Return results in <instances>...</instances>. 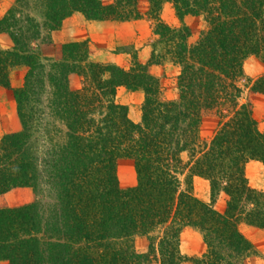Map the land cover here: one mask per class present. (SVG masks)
<instances>
[{"label":"trees","instance_id":"1","mask_svg":"<svg viewBox=\"0 0 264 264\" xmlns=\"http://www.w3.org/2000/svg\"><path fill=\"white\" fill-rule=\"evenodd\" d=\"M141 1L43 0L45 25L56 31L76 13L98 22L137 21ZM146 1L165 47L161 57L154 52L151 64L170 61L182 69L176 101L163 100L158 80L138 61L131 70L91 62L85 41L62 45L56 61L44 59L34 47L42 31L31 19L24 27L16 8L0 18V34H10L14 43L11 50L0 47V86L12 90L22 123L21 131L0 141V261L42 263L40 240H66L69 264H246L256 254L241 225L264 230V191L246 175L249 162L264 164V133L251 103L240 99L241 83L248 81L246 59L258 56L264 64V0ZM166 4L181 21L203 17L208 30L192 43L191 28L162 21ZM21 65L28 67L24 85L12 89L10 72ZM73 74L83 79L79 90L69 86ZM120 87L144 90L140 123L117 102ZM253 91L264 95V75ZM204 114L222 124L202 148ZM120 159L134 162L133 188L120 187ZM194 177L210 182L212 203L195 196ZM39 186L51 187L46 190L56 194L57 208L48 212L39 196L18 209L4 205L11 189L31 187L41 196ZM221 193L228 197L224 212L214 207ZM50 219L60 228L51 227ZM187 227L203 237L201 257L181 254ZM138 237L148 238L147 253L136 249Z\"/></svg>","mask_w":264,"mask_h":264},{"label":"rangeland","instance_id":"2","mask_svg":"<svg viewBox=\"0 0 264 264\" xmlns=\"http://www.w3.org/2000/svg\"><path fill=\"white\" fill-rule=\"evenodd\" d=\"M102 1L105 3L108 2V0ZM14 8L19 10L17 19L19 22H21V24L24 23V27L27 25V28H29L32 23V26L36 25L42 31L41 40H39V42H36L34 44V47L35 50L44 59L56 61L59 58V52L62 45L85 41L89 46V61L101 64L115 65L125 70H131V68L134 66V63L138 61L141 65L148 66L149 73L158 80L160 87L159 90L163 100L176 101L179 99V77L182 72L181 67L170 61H164L161 65L151 64L150 62L154 52H157L156 54L160 55L161 57V55L164 54L165 47L163 46V44L158 43L160 37L154 33L156 23L152 19H150L147 14L149 10V3L146 0H142L140 2V11L142 13V18L137 21L98 22L88 20L79 13L74 14L72 17L66 19L63 22L60 29L53 31L61 34L59 35V41L61 42V44H54V48L49 56H44L39 49L41 45H47L52 40L51 37L53 32H50L45 25V13L47 12L45 11L46 2H43V0H0V18H3L9 10H12ZM28 19H31V23L28 22ZM161 19L162 21H164V23L172 28L180 27L182 23L191 28L194 33L193 37L190 40L192 43L198 41L201 32L208 30V24L203 17L187 16L183 19V21H181L171 4L164 5L161 12ZM64 29L65 32L63 33ZM68 32L70 33L69 35H71V37H69ZM3 34L8 36L13 43L10 34L2 33L0 34V36H2ZM65 34H67L66 37H64ZM73 35L75 36L72 38ZM63 38H69L70 41H64ZM115 43L125 45L116 46L113 49H109L106 46ZM1 44H4V42L0 43V47L3 50H11L14 47L13 43L11 49H4ZM140 51L141 53L145 52L143 54L145 55V58H147L145 62H142V59H140ZM114 54L120 55L121 57L118 63H114L112 61V55ZM50 63L51 62H49L48 65ZM25 67L27 68L28 72V67ZM244 72L248 78V81H243L241 83L242 96L240 99V103H251L253 118L257 123L259 131L264 133V95L253 91L254 82L262 75H264V64L258 56H249L244 63ZM82 82L83 79L75 74L71 75L69 78V86L72 90L81 89ZM134 92L136 93L131 97V91L127 90L124 87H120L117 92L116 100L119 104L128 107L129 116L135 123H140L142 120V107L146 100V94L142 89ZM221 124L222 120H220L218 117L208 114L203 115L199 132L201 140L200 145L202 146V148L209 146L213 137L221 127ZM182 159L186 164H189V153L184 152L182 154ZM191 166L192 165L188 166L183 179H185L186 176L190 174ZM246 175L250 185L253 188L264 191L263 163L257 161L249 162L246 166ZM117 176L120 187L124 190L133 188L138 183V176L135 170L134 162L132 160L120 159L118 161ZM46 188L51 187H38L37 191L40 190L41 196L40 193L39 195L36 194V191L31 187L11 189L4 196V205L10 209H18L22 206L34 203L37 199V196H39V200L41 201L42 205H44L45 209L50 212V210L57 208L56 204L58 202L56 194L54 192L47 191ZM193 188L194 194L198 199L208 204L212 203L211 186L209 181L201 177H194ZM227 201L228 197L224 193H221L215 201L214 207L218 211L224 212L226 209ZM48 212H46V214H48ZM56 221L57 220L50 219L51 227ZM54 228H60V226L54 225ZM256 229L263 235H257V230L250 228V226L244 224L241 225V231L252 242L256 251V254L250 257L246 261V264H264V230L259 228ZM58 230L59 229L55 230V232ZM39 237L42 238V234L39 235ZM64 241L65 242L57 240L53 244L47 245L44 240H40L39 252L44 254V261L40 264H61L62 260L66 264H69L67 261L72 255V253H70L71 247H69L66 240ZM135 246L139 253H147L149 246L148 238H136ZM78 248L80 253L82 254V243ZM206 249L207 247L203 241V237L198 231L188 227L182 230L180 235V251L182 255L189 257H201L206 252ZM0 264H10V262L8 260H1ZM184 264L191 263L187 262Z\"/></svg>","mask_w":264,"mask_h":264},{"label":"crops","instance_id":"3","mask_svg":"<svg viewBox=\"0 0 264 264\" xmlns=\"http://www.w3.org/2000/svg\"><path fill=\"white\" fill-rule=\"evenodd\" d=\"M64 32H65V29L63 30V33ZM69 34L70 33L68 32V35ZM59 35H61V34L53 32L52 37H51V39H52L51 42L47 45H41L40 46L39 49L43 53L44 56L45 55L49 56L51 54V52L54 48V44H61V42L59 41ZM66 35L67 34H65L64 37H66ZM74 36L75 35H73L72 38ZM69 37H71V35H69ZM63 39H64V41H68V42L70 41L69 38H63ZM1 42H4V44H1V46L4 49H11L13 46L12 41L5 34L0 36V43ZM121 45H125V44H119V43L116 44L115 43V44H109L106 46L109 49H113L114 47L121 46ZM144 53H141V51H140V59H142V62H145L147 59V58H145V55H143ZM141 55H143V56H141ZM120 59H121L120 55H117V54L112 55V61L114 63H118L120 61ZM170 70H171V68H170ZM26 72H27V68L25 66H18L11 71V73H10V85H11L12 89H17V88H20L24 85ZM135 93L136 92H131L130 96L132 97V95H134ZM138 98H139V96H138ZM20 130H21V122H20L18 114H17V108H16V103H15L13 92L11 89L0 86V140L3 137H5L6 135L17 133ZM250 228L257 230L256 228H253V227H250ZM257 233H258L257 235H263V234L259 233L258 230H257ZM253 242H254V240H253Z\"/></svg>","mask_w":264,"mask_h":264}]
</instances>
